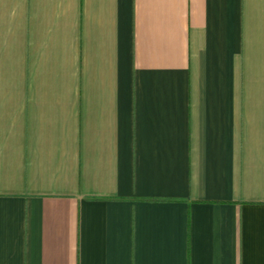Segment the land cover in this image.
I'll list each match as a JSON object with an SVG mask.
<instances>
[{
    "label": "crops",
    "instance_id": "obj_1",
    "mask_svg": "<svg viewBox=\"0 0 264 264\" xmlns=\"http://www.w3.org/2000/svg\"><path fill=\"white\" fill-rule=\"evenodd\" d=\"M0 264H264V0H0Z\"/></svg>",
    "mask_w": 264,
    "mask_h": 264
}]
</instances>
